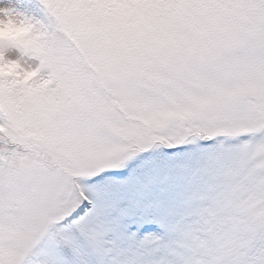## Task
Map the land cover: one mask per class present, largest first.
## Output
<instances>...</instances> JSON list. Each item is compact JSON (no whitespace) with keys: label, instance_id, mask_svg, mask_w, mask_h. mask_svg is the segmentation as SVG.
<instances>
[{"label":"snow or ice","instance_id":"1","mask_svg":"<svg viewBox=\"0 0 264 264\" xmlns=\"http://www.w3.org/2000/svg\"><path fill=\"white\" fill-rule=\"evenodd\" d=\"M0 264H264V0H0Z\"/></svg>","mask_w":264,"mask_h":264}]
</instances>
